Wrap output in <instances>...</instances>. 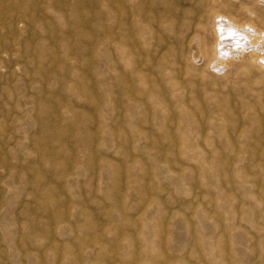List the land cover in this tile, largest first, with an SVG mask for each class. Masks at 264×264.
<instances>
[{"label":"rangeland","instance_id":"obj_1","mask_svg":"<svg viewBox=\"0 0 264 264\" xmlns=\"http://www.w3.org/2000/svg\"><path fill=\"white\" fill-rule=\"evenodd\" d=\"M0 264H264V0H0Z\"/></svg>","mask_w":264,"mask_h":264},{"label":"bare ground","instance_id":"obj_2","mask_svg":"<svg viewBox=\"0 0 264 264\" xmlns=\"http://www.w3.org/2000/svg\"><path fill=\"white\" fill-rule=\"evenodd\" d=\"M215 29L217 32V35L219 38H227L229 41L234 40H247L249 43L255 42V32L253 31V28H249V26H240V25H228L227 22H225L222 18L216 19V25ZM262 35V34H260ZM262 37V36H261ZM258 39V38H257ZM228 46V45H227ZM219 47V46H218ZM224 46L219 47L220 53H227L225 51ZM231 55V54H229Z\"/></svg>","mask_w":264,"mask_h":264}]
</instances>
